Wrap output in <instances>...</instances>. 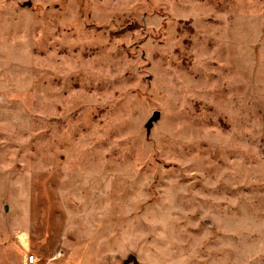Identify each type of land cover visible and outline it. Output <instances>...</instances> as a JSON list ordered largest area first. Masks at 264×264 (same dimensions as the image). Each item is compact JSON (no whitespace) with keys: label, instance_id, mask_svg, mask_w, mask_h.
Returning a JSON list of instances; mask_svg holds the SVG:
<instances>
[{"label":"rangeland","instance_id":"1","mask_svg":"<svg viewBox=\"0 0 264 264\" xmlns=\"http://www.w3.org/2000/svg\"><path fill=\"white\" fill-rule=\"evenodd\" d=\"M0 105V264H264V0H0Z\"/></svg>","mask_w":264,"mask_h":264},{"label":"crops","instance_id":"2","mask_svg":"<svg viewBox=\"0 0 264 264\" xmlns=\"http://www.w3.org/2000/svg\"><path fill=\"white\" fill-rule=\"evenodd\" d=\"M0 121L1 122H11L12 125L16 124L15 121L20 122V110L18 109V107H14V110H13L12 106L0 105ZM35 260H36V257H35ZM26 264H28V259L26 261Z\"/></svg>","mask_w":264,"mask_h":264},{"label":"water","instance_id":"3","mask_svg":"<svg viewBox=\"0 0 264 264\" xmlns=\"http://www.w3.org/2000/svg\"><path fill=\"white\" fill-rule=\"evenodd\" d=\"M158 118H159V113H155L154 117L152 118V120L149 121L148 125L151 126L153 121H156Z\"/></svg>","mask_w":264,"mask_h":264},{"label":"built area","instance_id":"4","mask_svg":"<svg viewBox=\"0 0 264 264\" xmlns=\"http://www.w3.org/2000/svg\"><path fill=\"white\" fill-rule=\"evenodd\" d=\"M35 263V257L34 255H30L28 257V264H34Z\"/></svg>","mask_w":264,"mask_h":264}]
</instances>
